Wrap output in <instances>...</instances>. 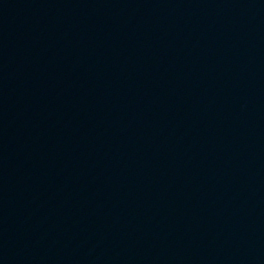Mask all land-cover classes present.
<instances>
[{
    "label": "water",
    "instance_id": "95a60500",
    "mask_svg": "<svg viewBox=\"0 0 264 264\" xmlns=\"http://www.w3.org/2000/svg\"><path fill=\"white\" fill-rule=\"evenodd\" d=\"M0 264H264V0H0Z\"/></svg>",
    "mask_w": 264,
    "mask_h": 264
}]
</instances>
